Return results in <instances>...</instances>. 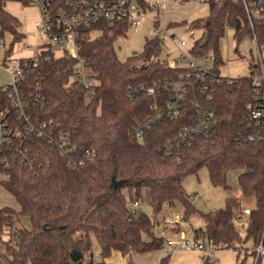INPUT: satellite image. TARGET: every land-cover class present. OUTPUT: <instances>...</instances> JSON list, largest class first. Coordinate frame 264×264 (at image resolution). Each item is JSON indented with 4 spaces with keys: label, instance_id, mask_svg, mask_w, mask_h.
<instances>
[{
    "label": "trees",
    "instance_id": "trees-1",
    "mask_svg": "<svg viewBox=\"0 0 264 264\" xmlns=\"http://www.w3.org/2000/svg\"><path fill=\"white\" fill-rule=\"evenodd\" d=\"M130 1L147 7L146 0ZM9 2L27 7L30 0H0V38L9 35L13 45L25 34L22 21L7 10ZM206 3L209 14L194 21L203 35L193 51L213 54L214 71L219 74L224 64L220 41L227 28L233 30L236 44L250 36L260 45L264 16L250 20L242 0ZM94 33L99 36L93 37ZM129 33L127 25H110L105 20L79 31L80 56L91 63L99 81L92 98L73 79L74 60L67 58L48 60L45 54L38 74L28 80L27 90L47 101L39 110L40 118L72 133L74 158L82 159L87 152L93 155L83 167L73 169L55 145L34 135L27 139L33 168L16 161L3 184L19 211L0 208V264H90L93 241L101 259L96 264H104L114 251L128 255L161 250L164 238L153 233V220L133 207L143 199L144 188L150 190L154 214L179 203L186 219L199 216L204 221V228L195 230L196 238L206 236L216 246L231 248L240 241L233 224L237 200L228 197L223 208L202 212L186 196L183 182L204 167L211 184L225 190L229 189L228 174L241 172L242 193L254 199L247 239L259 242L264 230V144L247 138L246 105L255 98L251 77H237L212 88L214 143L199 139L165 156L161 148L190 124L193 98L189 94L179 117L163 118L147 131L143 143L132 139L130 128L152 114L155 102L139 87L177 78L184 70L159 64L137 67L134 63L141 54L120 59L116 44ZM251 70L253 74L257 67ZM21 217L29 219L30 228L18 225ZM170 259L166 255L158 264H169ZM247 261L245 257L239 264ZM204 264L214 263L204 260Z\"/></svg>",
    "mask_w": 264,
    "mask_h": 264
},
{
    "label": "built area",
    "instance_id": "built-area-1",
    "mask_svg": "<svg viewBox=\"0 0 264 264\" xmlns=\"http://www.w3.org/2000/svg\"><path fill=\"white\" fill-rule=\"evenodd\" d=\"M183 1L185 0H177L174 3L181 4ZM242 2L250 20L264 16V0ZM146 4L147 7H142L130 0H67L63 3L58 0H30L29 6L37 10L38 19L34 23V29L41 41L38 40L36 46L30 47L23 38L20 42L13 45L10 42L5 46L4 39L0 38V49H3L5 54L0 68L10 77L7 82L0 83V185L3 186L10 179L16 161L27 162L33 168L26 147L27 139L32 135L55 145L73 169L83 167L86 161L92 158V152H87L82 159L74 158L76 146L72 144V133L54 122L40 118L39 110L47 105V101L39 94L27 90V82L38 74L45 54L48 60L67 58L71 62L74 60L73 67L71 65L73 79L86 89L90 93L89 98H92L98 79L91 63L80 56L77 36L81 29L98 26L104 20L110 25L125 24L130 31L140 29L150 22L152 35L146 39V42H150L149 47L139 53L141 56L134 63L135 66L149 67L159 64L174 70H184L177 78L155 81L139 87L140 92L153 97L155 102L151 106L152 114L137 121L130 128L132 139L143 143L145 133L161 119L173 120L179 117L190 94L193 98V116L190 124L165 143L161 150L168 156L173 150L193 146L199 139L215 142L212 130L216 108L212 105L211 90L216 83H232L234 77L223 75L221 72L215 73L213 54L204 55L193 51L196 42L203 35V30L196 28L194 22L185 21L175 26L182 28L183 34L171 33L160 27L162 12L166 8L165 1H146ZM257 45L259 47L258 43ZM258 53L260 64H248L255 98L246 105L244 122L250 129L248 140L264 144V63L260 49ZM253 66L257 67V70L251 74ZM138 205L139 203H136L133 207ZM252 211L251 205L242 207L241 204L237 211L234 210L233 224L242 244L239 241L232 248L238 249L240 255L245 254L243 258H248L247 264H264V230L258 243L247 239ZM169 225L176 229L188 223L184 215H176L174 219L169 220ZM178 230L177 237L164 238L162 249L167 254L196 250L204 252V260L212 262L211 255L216 251V245L212 241L206 236L196 238L195 234L188 236L183 229ZM246 240L252 241L253 245H249ZM100 261V257L92 256L88 263L96 264Z\"/></svg>",
    "mask_w": 264,
    "mask_h": 264
},
{
    "label": "rangeland",
    "instance_id": "rangeland-1",
    "mask_svg": "<svg viewBox=\"0 0 264 264\" xmlns=\"http://www.w3.org/2000/svg\"><path fill=\"white\" fill-rule=\"evenodd\" d=\"M175 1L177 0L167 1L165 11L162 12L161 25L164 26L169 24L170 27H175L185 21L189 22L194 18H205L208 15L209 6L207 3L190 4L185 3V0L181 4H175ZM194 2H196V0H194ZM12 4L14 5V11L18 15V18L22 21V31L25 34V43L30 47L36 46L38 40L41 41V39L33 27V21L37 18V11L35 7H26L17 3ZM7 5L8 3L6 4V7ZM24 15L30 17L31 19H25ZM142 29L130 31L127 38H123L117 42L116 49L120 59L124 60L134 53L139 54L144 49V42L146 41V38L144 37L145 34ZM150 34L152 35V32ZM97 36H99V34L94 33L93 37ZM4 42L5 46H8L10 43L9 35H6ZM258 49L261 51L262 61L264 63V42L258 47L255 39L250 36H246L242 39L240 44H236L234 40V32H232L231 29L227 30L224 37L220 41V50L224 61V64L220 68V72L223 75L234 78L250 76L248 64L250 62L260 64ZM4 57V51L3 49H0V66L4 61ZM9 78V75L4 71V69L0 68V83L7 82ZM98 83L99 81L97 80V84ZM240 174V171H234L228 174L227 182L229 189L225 190L222 187H214L211 184L208 170L204 167L200 169L197 174L187 177L183 182V186L186 190L188 199L198 210L202 212H210L223 208L225 206L226 198L228 197H233L237 200V204L234 207V210L236 211L239 209L240 204L242 207H247L248 205L254 207V199L251 195L244 196L242 193L239 185ZM142 194L143 199L140 201L136 209L147 213L153 220L155 224L153 233H155L156 236L163 233L165 225L168 227L170 226L169 220L174 219L176 215H184L183 207L179 203L175 205L173 210L169 207H164L159 214H154L150 207V190L148 188H144ZM1 207H10L17 212L19 211L17 201L5 190L2 185H0V208ZM187 223L188 227H186L187 225H184V230L188 234H190L194 229L204 227V221L199 216L190 217ZM18 225L20 227L30 228L31 224L28 218L21 217L20 224ZM246 241L249 245H253L252 241ZM240 244H242L241 240ZM93 248L94 257H100L99 247L95 241H93ZM241 255L245 256V254ZM241 255L239 256L238 249L216 246V251L212 253L211 260L214 264H237V261L241 259Z\"/></svg>",
    "mask_w": 264,
    "mask_h": 264
},
{
    "label": "crops",
    "instance_id": "crops-1",
    "mask_svg": "<svg viewBox=\"0 0 264 264\" xmlns=\"http://www.w3.org/2000/svg\"><path fill=\"white\" fill-rule=\"evenodd\" d=\"M146 1L153 2V1H156V0H146ZM161 1L162 2L165 1L166 5H167V1L168 0H161ZM12 3L16 4V2H9L6 8H7V10L9 12H11L13 15L18 17L16 12L14 11V7H13L14 5ZM185 3H190L191 4V3H198V2L197 1L194 2V0H188V2H185ZM17 4H19V3H17ZM29 10H30V7H29ZM208 14H209V12H208ZM24 16H25L24 17L25 19H27V18H29V20L31 19L30 17H28L26 15H24ZM37 19H38V14H37V18L34 19V21H33V27H34V23H35V21ZM196 20H198V18H194V19H192L189 22H194ZM186 22H188V21H186ZM160 27L163 28V29H166L167 31H169L171 33L176 32V33L183 34L182 28L170 27L169 24L168 25L166 24V25L163 26V25H161V21H160ZM140 29H142V31L145 34L144 37L147 39L151 35L150 33L152 31V24L150 22H147ZM200 31L201 30H199V33H200ZM231 31L233 32V30H231ZM144 43H146V41ZM144 46H145V44H144ZM165 207H169L170 209L173 210L175 205H166ZM187 221H189V219H187ZM186 227H188V225ZM189 227H190V224H189ZM178 229H180V230L183 229V231L188 236H192L193 234L196 233L195 230H197L199 228L192 230L191 233L188 234L184 230V226L174 229V228H172L170 226L168 227V226L165 225L163 233L160 234L158 237H163V238H174V237H177L178 236V231H179ZM166 255H170L171 256L169 264H204V252L196 251V250H194V251H175V252H173L171 254H167L163 249L157 250V251H153V252H149V253H145V254L131 253V254H128V255H122L120 252L114 251L112 253V256L104 261V264H158L159 261L163 257H165ZM239 256H240V253H239ZM243 257L244 256L241 255V257H240L241 259L237 261V264H239L241 262Z\"/></svg>",
    "mask_w": 264,
    "mask_h": 264
}]
</instances>
